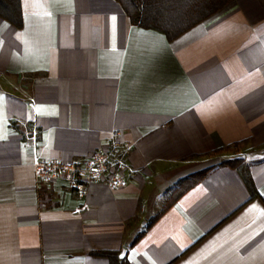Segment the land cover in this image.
<instances>
[{
	"label": "crops",
	"instance_id": "1",
	"mask_svg": "<svg viewBox=\"0 0 264 264\" xmlns=\"http://www.w3.org/2000/svg\"><path fill=\"white\" fill-rule=\"evenodd\" d=\"M20 2L21 28L0 16V264H264V0L174 40L118 0ZM115 130L123 187L37 181V159L81 160Z\"/></svg>",
	"mask_w": 264,
	"mask_h": 264
},
{
	"label": "trees",
	"instance_id": "2",
	"mask_svg": "<svg viewBox=\"0 0 264 264\" xmlns=\"http://www.w3.org/2000/svg\"><path fill=\"white\" fill-rule=\"evenodd\" d=\"M134 25L163 32L168 40H174L195 25L221 10L231 0H118ZM0 16L18 28L23 26V13L20 0H0ZM230 146L216 150L222 152ZM237 168L243 175L252 197L258 192L252 181L248 164L243 159L224 161ZM213 167L192 174L181 181L175 189L179 196L202 180ZM176 200V197H175ZM168 206H166L167 208ZM155 217L153 221H155ZM150 223V224H151ZM113 257L114 253H103Z\"/></svg>",
	"mask_w": 264,
	"mask_h": 264
},
{
	"label": "built area",
	"instance_id": "3",
	"mask_svg": "<svg viewBox=\"0 0 264 264\" xmlns=\"http://www.w3.org/2000/svg\"><path fill=\"white\" fill-rule=\"evenodd\" d=\"M121 138V131H113L112 139L105 148L81 160L39 158L33 164L35 177L40 184L62 178L80 198L88 195L94 182L104 181L114 188L123 187L131 169L129 155L132 145L122 143Z\"/></svg>",
	"mask_w": 264,
	"mask_h": 264
}]
</instances>
